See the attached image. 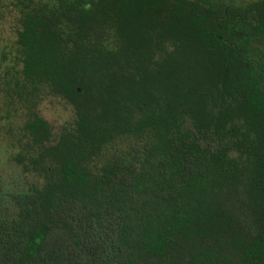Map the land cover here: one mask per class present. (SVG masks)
Returning <instances> with one entry per match:
<instances>
[{"label": "trees", "instance_id": "16d2710c", "mask_svg": "<svg viewBox=\"0 0 264 264\" xmlns=\"http://www.w3.org/2000/svg\"><path fill=\"white\" fill-rule=\"evenodd\" d=\"M2 142L0 264H264V0H0Z\"/></svg>", "mask_w": 264, "mask_h": 264}, {"label": "rangeland", "instance_id": "374dc122", "mask_svg": "<svg viewBox=\"0 0 264 264\" xmlns=\"http://www.w3.org/2000/svg\"><path fill=\"white\" fill-rule=\"evenodd\" d=\"M40 114L53 125L58 126L71 117V108L65 105H49L43 103L39 108ZM20 179L19 171L8 162L7 147L0 143V184L6 188L13 181Z\"/></svg>", "mask_w": 264, "mask_h": 264}]
</instances>
